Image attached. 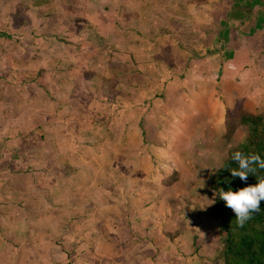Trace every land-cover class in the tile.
<instances>
[{"label":"rangeland","instance_id":"1","mask_svg":"<svg viewBox=\"0 0 264 264\" xmlns=\"http://www.w3.org/2000/svg\"><path fill=\"white\" fill-rule=\"evenodd\" d=\"M51 1L63 12L62 22L39 31V54L23 68L25 78L7 81L0 72V109L8 105L7 121L16 123L7 133L0 128V169L6 167L7 174L0 173V264H223L224 237L213 227L215 193L207 186L246 139L241 108L255 115L264 107V94L256 103L251 94H236L244 99L238 101L235 86L244 92L260 80L225 78L220 63L215 81L211 75L202 82L196 72L207 71L209 63L172 61L178 56L165 35H175L171 26L187 23L185 18L192 20L183 9L186 0H157L162 3L155 4L160 11L153 26L138 15L142 3L150 8L154 0H89L88 10L102 7L115 22L97 33L89 30L94 14L87 23L64 20L82 0ZM256 41L263 45L253 50L264 55V31ZM209 81L225 108L222 132L205 118L172 127L176 117L192 114L188 106L209 102L191 94L193 85L200 82L204 90ZM57 106L67 107L58 113ZM65 132L69 163L48 158L57 155L55 144ZM87 156L86 185L73 179L66 190L50 191L27 175L38 170L46 180L52 164L57 170L78 167ZM62 176L54 174L59 185ZM97 241L102 250L96 253Z\"/></svg>","mask_w":264,"mask_h":264},{"label":"crops","instance_id":"2","mask_svg":"<svg viewBox=\"0 0 264 264\" xmlns=\"http://www.w3.org/2000/svg\"><path fill=\"white\" fill-rule=\"evenodd\" d=\"M156 3H162V1L160 2L154 0L152 4L153 6L150 8H148V6H150L151 3H142L140 6L141 11H136H140L138 15L139 18L143 16L145 19L148 18L151 26L154 24L156 25V23H154L156 20L155 14L160 11L156 9ZM73 4L77 6V2H74ZM82 4L83 0L78 3L80 8L75 10L74 13H67V15L64 16V20L67 22L76 17V19H80L84 23L89 14H94L95 18H91V23L93 25L89 24V30H94L97 33L98 31H106L108 28L110 29V27L113 28L114 25L111 23H115L113 22L114 20H108L107 17L105 18V10L102 7L99 8L96 6V8L91 11L88 10L89 0H87L85 3V6H80ZM219 5L223 7L221 11V7ZM45 6L48 7L49 11L46 13L41 12L43 11L42 9H45ZM184 8L185 11H187L192 16V20H189L190 17H188L185 18L187 23H181V25L178 23L176 25L173 24L174 26H171L170 30H176L175 35H165V37L172 38V43L174 44L172 47H175L174 53L176 52V55L178 56L172 61L209 63L210 66L208 67L207 71L204 70L196 72V74L201 75L199 77L201 78L202 82L205 78L209 79L211 75L213 81H215V77L219 73L220 63H224L222 68L223 76L225 78H242V83H245L246 81L248 84V80L255 77L257 81H263V91L260 88H257V86L260 84V81L257 84L252 83L247 85L246 91L244 92L239 89L241 84L237 83L235 90L233 91L235 93H232V95L234 98H237V95L240 97L241 94H246V96L251 94L254 96V103H256L258 101L257 98L259 95L264 94V70L261 66V63L264 62V55L262 54V49L253 50V48H255L254 46H257L260 43V41L256 40H258L259 37H262V32L264 31V0H186L183 6V9ZM117 10L118 9L114 8L111 10V13L114 12L113 15H115L118 13ZM217 11H220V14ZM62 15L63 12L57 13L55 7L52 6L51 0H0V67H2L0 72L2 78L7 81L13 78L16 80L25 78V71L23 68L29 66V62L33 63L34 58H36L39 54V31L43 29L48 31L55 29L56 22H62ZM171 24H166L165 27H168ZM119 25L120 24L118 23V30L121 31ZM146 26L147 25H145V27ZM154 28L155 27H150V31H153ZM172 40H170V42ZM260 44L263 45V42L261 41ZM164 46H167V44ZM178 47L182 49H179ZM185 48L187 49L185 50ZM240 48H245V51H241ZM162 52L163 51H161V55ZM233 65L234 67L232 68ZM185 66L186 65L181 67L183 73ZM191 69L193 70V68ZM189 70L190 69H187L188 73L190 72ZM200 84L202 83L199 82L197 85H193V87L197 86V89L193 91L195 93L191 91V94L199 97L205 95L206 100H209V102L203 103L204 100H200L199 104L197 102V104L193 105L194 107L191 106V108H189L188 106L189 110H193L191 112L192 114L188 117H176V122L175 124L172 123V127H177L178 124H182V121H198L199 119L205 118L211 124L210 126L214 127L213 129H216L217 132H222V125L226 120L224 111L225 108L219 99L215 97V87L214 84L212 86V82L211 87L209 81V86H207V88L204 90H201ZM226 86L228 87V85ZM226 86L224 85L225 88ZM253 86H256V89L254 92H251L250 90H254ZM200 90L203 91V93L199 92ZM224 90L225 91L223 94L225 95L226 89ZM20 96L22 95L20 94ZM16 97L17 96H15V99ZM205 98L200 97V99ZM259 98L261 99V97ZM240 99L241 101L244 100L242 97L237 98L238 101H240ZM18 106L19 104H17V101L15 100V111H17ZM65 107L67 106H64L60 110L59 106H57L56 111H60L58 113H61V111L65 110ZM7 110L8 105L0 109V128L4 133L8 132L9 125H16V123H12V120L11 122L7 121ZM263 110L264 107H262L261 111ZM240 111L243 113H248V110H246L244 107H242ZM194 112L195 114H193ZM58 113H55L54 115L57 116ZM248 114L252 113L249 112ZM117 124L120 125L121 123L117 122ZM53 126H57L56 123H53L52 127ZM135 126L136 122L132 121L129 129L134 130ZM122 128L123 127H120V130H122ZM68 138V133H60L58 145L57 143L55 144L57 148V155L52 156L49 154L48 158L65 159V161L69 163V155L71 154L68 151L69 147L65 148V145L69 143L67 141ZM5 148L6 147L3 148L4 151L8 152V148ZM80 151L81 153H84V151L81 149ZM2 155H4L5 158L7 157V154L3 153ZM165 156H169V153L167 152ZM88 159V156L85 157L84 164H82V162L81 164H78V167H60V170H57V167L54 166L55 164H52V166L46 170L51 171L48 175L49 177L46 178V180L44 178L38 177V170L33 172L34 175L31 173H27V175L35 178V183L39 186L47 183L50 191L66 190L65 186L72 184L73 179H76V181L78 180V182L83 180V183L86 185V178L88 175L84 174L86 173L84 170L88 167ZM0 171L1 174H6L2 172L6 171V167L1 168ZM57 173L60 176L63 174V179L61 178V180H58L62 181L63 185H59L56 182L54 174ZM54 182L57 183L58 186H56ZM194 187L191 186V189L195 190ZM34 188L39 189L36 186H33V189ZM191 189L189 190L191 191ZM190 191L188 193L189 198L192 195ZM184 200L185 199H181L182 203L185 202ZM216 226L217 225L213 223V227H215V229ZM199 227V224L196 223L195 228L198 230ZM100 244L101 242H96V253L102 250V248H100L102 247ZM1 252L2 249H0V254ZM114 252L116 253V251ZM117 252L121 253V250H118ZM123 254L124 253H121V256H123ZM126 254L130 255V253H125V255ZM94 262L97 263L96 260Z\"/></svg>","mask_w":264,"mask_h":264},{"label":"trees","instance_id":"3","mask_svg":"<svg viewBox=\"0 0 264 264\" xmlns=\"http://www.w3.org/2000/svg\"><path fill=\"white\" fill-rule=\"evenodd\" d=\"M243 115L240 124L247 129L246 139L236 150L229 152L207 187L215 193L212 208L220 234L224 237L223 264H264V201H261L260 210L253 213L243 227H239L234 212L219 198L220 189L236 191L255 185L259 178H264V170L259 168L255 173H249L246 182L231 175L232 170H238V163L232 158L237 151L246 156L259 154L264 159V110L255 115Z\"/></svg>","mask_w":264,"mask_h":264},{"label":"clouds","instance_id":"4","mask_svg":"<svg viewBox=\"0 0 264 264\" xmlns=\"http://www.w3.org/2000/svg\"><path fill=\"white\" fill-rule=\"evenodd\" d=\"M233 160L238 163V170H232V177H239L247 181L249 173H255L257 168L264 170V159L259 154L244 155L240 151L233 154ZM219 198L226 207L230 208L236 217L239 227L252 218V214L260 210L261 201H264V178H259L258 183L240 188L236 191L229 189L219 190Z\"/></svg>","mask_w":264,"mask_h":264}]
</instances>
